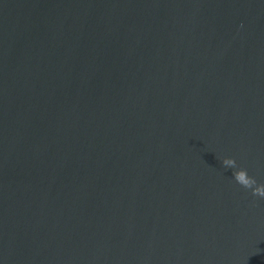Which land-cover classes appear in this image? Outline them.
Here are the masks:
<instances>
[{
  "label": "water",
  "instance_id": "95a60500",
  "mask_svg": "<svg viewBox=\"0 0 264 264\" xmlns=\"http://www.w3.org/2000/svg\"><path fill=\"white\" fill-rule=\"evenodd\" d=\"M0 264H264V0H0Z\"/></svg>",
  "mask_w": 264,
  "mask_h": 264
}]
</instances>
